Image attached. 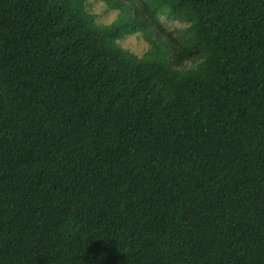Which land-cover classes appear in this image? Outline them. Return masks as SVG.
<instances>
[{"label":"trees","instance_id":"trees-1","mask_svg":"<svg viewBox=\"0 0 264 264\" xmlns=\"http://www.w3.org/2000/svg\"><path fill=\"white\" fill-rule=\"evenodd\" d=\"M88 1L0 0V264H264V0Z\"/></svg>","mask_w":264,"mask_h":264},{"label":"rangeland","instance_id":"rangeland-1","mask_svg":"<svg viewBox=\"0 0 264 264\" xmlns=\"http://www.w3.org/2000/svg\"><path fill=\"white\" fill-rule=\"evenodd\" d=\"M88 9L97 15V22L99 24L112 23L118 16V10H111L107 5L98 0H89ZM186 26L185 23L180 20H164V29L167 33H172L173 36H179L182 27ZM168 38V36H166ZM118 43L131 52L142 56L150 47L147 40L142 34L127 35L123 39L119 40ZM192 63H189V65Z\"/></svg>","mask_w":264,"mask_h":264},{"label":"snow or ice","instance_id":"snow-or-ice-1","mask_svg":"<svg viewBox=\"0 0 264 264\" xmlns=\"http://www.w3.org/2000/svg\"><path fill=\"white\" fill-rule=\"evenodd\" d=\"M124 3H126V0H124V2H122L120 6L124 7ZM126 27H135V25L131 21H128Z\"/></svg>","mask_w":264,"mask_h":264}]
</instances>
